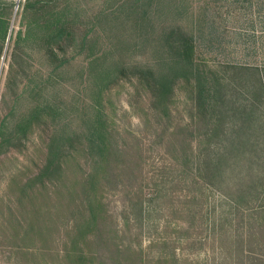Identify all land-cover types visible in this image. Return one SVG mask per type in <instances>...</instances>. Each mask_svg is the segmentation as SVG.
Instances as JSON below:
<instances>
[{
    "label": "trees",
    "instance_id": "trees-1",
    "mask_svg": "<svg viewBox=\"0 0 264 264\" xmlns=\"http://www.w3.org/2000/svg\"><path fill=\"white\" fill-rule=\"evenodd\" d=\"M138 5L128 8L133 15L129 23L138 28L140 42L153 45V60L117 63L105 53L90 54V88L97 99L89 104L85 133L70 135L59 127L61 109L48 92L55 89L57 74L71 64L69 53L74 52L76 39L71 0L63 4L61 0H25L14 12V20L18 3L0 0V86L4 79L3 105L8 106L0 113V166L6 154L22 153L35 132L52 127L44 157L33 167L18 168L7 186L11 213L0 222V230L1 237L10 239L11 251L29 253L27 242L40 235L45 256L64 264L96 263L93 237L109 217L106 195L111 179L120 171L134 173L137 167L138 178L144 180L142 142L121 148L104 107V93L123 80L134 89L130 104L134 114L160 121L157 136L164 145L159 178L153 179V185L141 181L125 186L133 195L131 207H138L142 215L149 198L163 194L167 206L159 213L173 231L159 239L172 244L174 258L176 245L183 241L188 248L202 249L212 242L223 245L230 238L226 228L234 226L248 230L241 241H234L237 254L245 252L247 243L252 246L247 251L253 254L256 249L264 251V65L215 68L200 56L194 36L180 27L164 28L155 39L153 31L148 32L149 27L155 29L150 2ZM160 9L172 12L171 4L159 3V14ZM104 15L119 19L115 14ZM37 48L48 63L45 71L33 70L32 52ZM178 91L185 93V111L177 107ZM79 151L89 155V174L68 193L70 197L80 193L83 199L72 209L68 204L76 215L67 227V237L57 241L62 248L54 254L49 248L48 222L43 224L40 215L44 204L49 207L61 192L66 159ZM45 214L50 221L51 210ZM130 219L128 214L127 223ZM162 259L168 260V255L161 253Z\"/></svg>",
    "mask_w": 264,
    "mask_h": 264
},
{
    "label": "rangeland",
    "instance_id": "rangeland-1",
    "mask_svg": "<svg viewBox=\"0 0 264 264\" xmlns=\"http://www.w3.org/2000/svg\"><path fill=\"white\" fill-rule=\"evenodd\" d=\"M12 1L21 4L25 0ZM143 1L150 2L149 10L154 20L155 31L149 27L148 32L153 31L155 39L164 28L180 27L194 36L200 56L215 68L222 64L264 65V0H142L140 2L138 0H71L76 32L74 52L69 53L71 64L57 74L55 89L51 94L50 91L48 92L49 98L61 109L59 127L68 134L85 133L90 114L89 104L97 99L90 88L92 85V80L89 78L90 54L105 53L110 56L111 62L117 63L124 60L130 63H146L153 60L151 55L153 45H145L143 41L141 43L138 39L140 35L138 28L134 25L130 26L133 15L129 13L128 8L138 3L140 5ZM63 2L65 0H61V4ZM159 3L167 6L171 4L172 12L160 9L161 13H157ZM15 11L16 8L13 9V20ZM103 14H115L119 19L114 20L111 15H104L106 16L104 18ZM160 15L161 18H158ZM99 17L104 20L102 24L98 22L100 19L97 20ZM124 21L126 23H123ZM32 60L35 72L47 69L48 63L45 62L38 48L32 52ZM4 67L7 69V64ZM4 84L3 79L0 86L1 115L8 108V106L4 108L3 105ZM133 90L127 80L115 84L103 95L104 107L115 124L113 133L116 143L121 148L136 147L138 141L142 142L145 162L144 180L138 178L137 167L134 173L120 171L118 176H113L111 179L110 189L106 195L109 217L101 232L93 237V248L97 254L95 264H264V251L256 249V253H251L247 251L252 250V246L248 243L244 246L245 252L237 254L235 249L238 244L235 246L234 241H241L242 236L248 231H243L237 226L226 228L230 238L225 239L223 245L212 242L199 249V246L188 248L186 241L177 244L175 250L178 255L174 258L172 244H165L163 239H159L160 236L163 237L173 231V227L167 228V223L161 219L159 213L161 208L167 206L163 194L154 200L148 197L150 201H147L142 215L138 207H131L133 195L124 190L125 186L136 185L141 181L145 185H153V179L159 178L156 175L159 172L157 167L162 163L159 154L161 147L164 146L157 136L161 126L158 118L152 115L139 117L134 114L130 106ZM177 96L179 111H185V106L182 104L185 93L178 91ZM133 100L136 104L135 98ZM27 101L22 103L21 109H26ZM49 126L51 124L35 132L25 142L22 153L12 152L3 157L0 166V222L11 213L7 194L11 175L23 165L33 167V164L44 157V150L52 130ZM65 166V182L60 183L61 192L55 194V201L49 207L44 204L45 209L40 215L43 224L48 222L49 248L54 254L62 248V244L57 241L67 237V227L74 220L73 214L76 215L73 210H69V206L72 209L75 202L81 204L83 199L80 193H73V197H70L68 191L89 174V155L84 151L74 152L66 159ZM123 167L125 166L122 162L121 168ZM63 188L65 191H62ZM46 209L52 212L50 221L45 214ZM128 214L131 217L129 223L126 221ZM193 232L200 231L193 230ZM1 235L0 230V264H64L59 258L44 255L41 250L43 239L40 235H37L33 241L27 242L31 248L29 253L11 251L10 239L7 240ZM244 238L251 241V238L245 236ZM86 247L89 250V240ZM194 250L202 251L194 253ZM161 253H166L168 260H159Z\"/></svg>",
    "mask_w": 264,
    "mask_h": 264
},
{
    "label": "water",
    "instance_id": "water-1",
    "mask_svg": "<svg viewBox=\"0 0 264 264\" xmlns=\"http://www.w3.org/2000/svg\"><path fill=\"white\" fill-rule=\"evenodd\" d=\"M19 8V3H18V6H17V8H16V10Z\"/></svg>",
    "mask_w": 264,
    "mask_h": 264
}]
</instances>
